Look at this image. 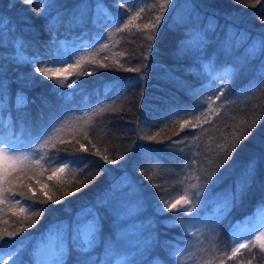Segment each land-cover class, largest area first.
<instances>
[{"label": "trees", "instance_id": "1", "mask_svg": "<svg viewBox=\"0 0 264 264\" xmlns=\"http://www.w3.org/2000/svg\"><path fill=\"white\" fill-rule=\"evenodd\" d=\"M120 3L0 0V137L25 153L0 180V251L16 250L15 264H37L46 244L63 264H181L189 215L165 200L194 180L215 196L200 216L221 213L200 251L210 264L236 248L231 224L264 203V0H171L152 41L144 25L164 0ZM70 55L69 80L83 71L73 88L35 71ZM253 124L220 167L218 145ZM251 245L235 257L264 264Z\"/></svg>", "mask_w": 264, "mask_h": 264}, {"label": "rangeland", "instance_id": "2", "mask_svg": "<svg viewBox=\"0 0 264 264\" xmlns=\"http://www.w3.org/2000/svg\"><path fill=\"white\" fill-rule=\"evenodd\" d=\"M171 9V8H170ZM260 37V35H258ZM62 59V58H61ZM12 145L3 141L0 137V172H5L6 168L20 166L21 161L25 158V153L14 149ZM202 186H198L194 180V184H190L187 189L184 190L182 196L190 198V205H184L183 201L181 205L177 207H191V213L182 212L183 215H189V217L183 219L184 228L191 234V238L187 241V244L183 248L181 256V264H205L206 256L200 251L203 247H213L215 243L212 240V236L206 237L213 231L214 224L221 218V213L214 210H207L208 212L204 216H200L201 210H203L206 203H215V196L209 195L207 190H202ZM207 189V188H206ZM179 199V198H177ZM176 200V199H175ZM175 200L171 203H174ZM93 224L91 220L82 221L81 228L79 230L80 236L83 241H88V238L92 232ZM264 234V205L261 208L255 209L252 214L246 215L241 219L234 221L230 226V235L232 241H235V247L240 244H246L249 242H257L258 236ZM206 247V248H207ZM54 246L46 244V247L41 248L40 256L37 257V264H63V261H67V258L62 253H55ZM61 251V250H60ZM199 251V252H198ZM246 258V257H245ZM236 258L231 255H224L219 259L210 262V264H255L249 259ZM10 262V264H15ZM209 264V263H208Z\"/></svg>", "mask_w": 264, "mask_h": 264}, {"label": "snow or ice", "instance_id": "3", "mask_svg": "<svg viewBox=\"0 0 264 264\" xmlns=\"http://www.w3.org/2000/svg\"><path fill=\"white\" fill-rule=\"evenodd\" d=\"M22 2L30 4L33 2V0H22ZM126 2H127V0H121L120 6L122 7L123 4ZM170 3H171V0H164V3H162L160 5V8H159L160 14L155 16L154 22L150 21L149 23L144 25L145 29H150V31L147 33V40L148 41H152L155 38L156 30L159 28L161 21L163 19V14L167 9L168 4H170ZM133 19H135V17H133ZM124 27L127 28L128 25L125 24ZM118 30H119V26H118ZM261 46H262V48H264V39H262V41H261ZM149 47H150V45H149ZM70 61H71V55L67 59L57 58L53 63L54 64H64V65H66V67L54 68V69L36 68L35 71L42 73L46 77L49 76L50 71H54L57 73L63 72V73H65L64 78H63V80L58 81V83H60L61 86H64L67 88H73L74 85H77L79 83L78 77L83 74V71L75 73V75L77 76V79L69 80V77H72L74 75V73L72 71L73 68L75 66H79V63H80V61H77L76 65L74 66ZM128 70L133 71V69H131V68H129ZM135 71H138V69H136ZM88 74L91 75L92 73H88ZM221 95H223V93H221ZM217 99H219V97H217ZM24 102L25 103L27 102L26 98H24ZM209 107H211V104L209 105ZM178 114L179 113H177V115ZM181 127L183 128V124L181 125ZM255 128H256V125L253 124L250 128H247L240 136L235 137L234 142H229L227 144L218 145V147L221 150L220 153H218V155L223 160V162L220 164V167H223L225 164L228 163L229 160L232 159V155L237 151V149L242 147L244 141L247 140L248 137L252 135V132L254 131ZM148 139L154 140L155 137H148ZM81 147L83 148V145H81ZM97 155H99V153H97ZM77 159L82 160L83 158L77 157ZM103 159L105 160L106 163H116V162H118V160L124 159V157H117L116 160H109L107 157H103ZM58 162L62 163V161H58ZM36 163L39 164L40 161H36ZM64 167H68V165L65 164ZM218 170L219 169H217V171ZM56 171L62 172V171H64V168H59ZM253 171H254V169H253ZM215 175H216V173L214 172L210 176H208L207 179L209 181H211L215 177ZM2 179H4V173L0 172V180H2ZM49 179H52V177H49ZM84 187H87V184H85ZM79 190L80 189H77V191H79ZM240 190L243 191V186H240ZM20 195L22 196L23 193H21ZM182 201H183L184 205H190V198H186L185 196H182L179 199H176L174 203H169L167 200H165V206H166L168 211H179V212L191 213L192 208L190 206L189 207H180V208L177 207L178 205H181ZM56 202L59 203L61 201L57 200ZM16 203L20 204V203H22V201L17 200ZM33 203H36V202H33ZM45 211H46V209H41L39 212H34L33 214L36 216H42ZM161 211H164V209L162 208ZM36 222L37 221H31L28 226H34V224ZM20 230H23V229H20ZM17 234H18V232L6 233V235H8L9 237H14ZM3 239H4V237L0 236V240H3ZM256 240L260 242L261 250H264V234H262V236H258L256 238ZM248 246H249L248 244H240L238 247L232 249V255L235 256L240 251V249L247 248ZM17 255H18V252L14 249L9 250L7 252L0 251V264H10V262H14Z\"/></svg>", "mask_w": 264, "mask_h": 264}]
</instances>
